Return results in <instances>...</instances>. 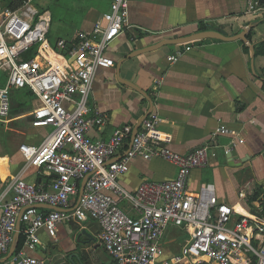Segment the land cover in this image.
<instances>
[{
	"label": "built area",
	"instance_id": "1",
	"mask_svg": "<svg viewBox=\"0 0 264 264\" xmlns=\"http://www.w3.org/2000/svg\"><path fill=\"white\" fill-rule=\"evenodd\" d=\"M110 1L109 11L94 28L79 31L72 40H58L59 55L67 69L61 73L41 54L50 22L35 0H22L15 8L0 0V70L6 75L0 85V120L11 113L13 91L32 92L37 102L31 112L32 124L51 130L39 144H23L20 151L26 167L56 175L46 186L20 177L9 182L13 198L2 203L4 194L0 196V257L17 247L18 224L19 234L23 226L25 246L35 250L41 244V229L56 240L59 224L95 220L101 244L113 264H264L261 207L255 218L243 216L219 199L213 184L203 183L197 192L189 189L193 170L206 167L215 156L214 144L186 154L174 151L167 145L171 136L159 129L161 119L155 110L134 136L135 128L129 124L115 129L109 139L91 136L92 130L109 120L108 114L91 113L95 75L101 68L115 66L109 48L129 23L130 0ZM248 12L264 16V5L249 0ZM35 47L36 53L27 58ZM181 55L182 50L177 49L167 59L176 62ZM159 83H154V91ZM229 132L227 126L220 125L211 133V140ZM121 150L124 153L118 157ZM231 151L227 147L224 152ZM139 157L174 164L176 176L146 179L134 191L127 190L119 179ZM171 227L178 228L184 238L177 252L167 245ZM49 261L27 255L23 249L9 258L10 264Z\"/></svg>",
	"mask_w": 264,
	"mask_h": 264
},
{
	"label": "crops",
	"instance_id": "2",
	"mask_svg": "<svg viewBox=\"0 0 264 264\" xmlns=\"http://www.w3.org/2000/svg\"><path fill=\"white\" fill-rule=\"evenodd\" d=\"M258 1L264 5V0ZM110 2L74 1L72 10L78 13L79 22L72 24L73 27L56 29L57 38L53 39V15L35 0L41 14L50 22L47 42L41 47V54L49 64L61 73L66 72L61 56L49 43L72 40L79 31L94 28L109 11ZM248 5L249 0H130L128 26L109 48L115 66L97 71L89 106L92 114L97 110L109 118L105 126L90 132L94 138L109 139L115 129L127 124L135 128L153 107L161 119L159 129L171 136L167 145L174 151L186 154L214 144L215 156L206 167L193 170L189 189L197 192L201 184H213L220 200L233 206L240 215L255 216L260 214L258 207L264 196L263 188L259 199L250 202L264 183V53H257L264 42V16L248 12ZM202 23L209 24V29L202 30ZM218 29L226 36H236L248 29L246 40L210 38L162 45L167 40L190 38ZM177 49L182 50V55L176 62H169L167 56ZM156 81L160 83L154 91ZM137 87L147 92L153 105ZM27 97L22 100L27 102L26 106L20 110L11 106L9 117L0 120L2 203L14 196V189L9 186L13 178L42 186L56 178L55 174L26 167L20 151L23 144H39L51 130L33 126L31 112L37 102ZM220 125L227 126L229 134L211 140V133ZM127 146L128 143L124 148ZM227 147L235 151L234 156L224 152ZM122 153L119 151L117 156ZM176 173V166L168 161L139 157L131 162L129 172L119 182L134 191L143 180L173 179ZM83 230L95 240L85 233L78 238ZM99 233L100 226L95 220L85 224L63 222L58 226L56 240L41 229V244L35 250L25 246L23 252L46 258L49 264H80L72 260L85 256L86 250L85 257L91 264H113ZM167 242L172 250L170 243L175 238L170 237ZM6 258L0 257L4 260L0 263L10 264Z\"/></svg>",
	"mask_w": 264,
	"mask_h": 264
},
{
	"label": "rangeland",
	"instance_id": "3",
	"mask_svg": "<svg viewBox=\"0 0 264 264\" xmlns=\"http://www.w3.org/2000/svg\"><path fill=\"white\" fill-rule=\"evenodd\" d=\"M74 1L76 0H37V2L40 3V5L41 4L44 5L49 10V13L53 15L54 23L51 32V37L53 39L57 38L56 29L66 28L68 26L73 27L72 24H76L79 22L80 17L78 13L72 10V4L74 3ZM5 77H6L5 73L0 70V85L4 83ZM23 91L24 90L13 91L12 93L13 96L11 95L13 101H22L23 99H29ZM16 109L20 110L19 108ZM75 199H77V196L75 197ZM262 200L264 201V196L262 197ZM122 205L126 206V202H123ZM170 237H175L177 239L175 242L170 243L171 249L174 252H177L184 240L183 235L178 228L171 227L166 234V240H169ZM84 254L85 256H88V251L85 250Z\"/></svg>",
	"mask_w": 264,
	"mask_h": 264
},
{
	"label": "water",
	"instance_id": "4",
	"mask_svg": "<svg viewBox=\"0 0 264 264\" xmlns=\"http://www.w3.org/2000/svg\"><path fill=\"white\" fill-rule=\"evenodd\" d=\"M249 29V28H248ZM247 29V31H248ZM247 31L245 30L244 32L236 35V36H226V34L224 33V31L218 29V30H211V31H205L200 33L197 36H193L190 38H184V39H176V40H167L165 43H163L162 45L165 44H183V43H189V42H195V41H201L204 39H210V38H217V39H221V40H225V41H234V40H246V33ZM160 48L159 46L154 48V49H158ZM137 91H139L141 94H143L149 101L150 103L153 105V100L151 97H149V95L147 94V92H145L144 90H141L140 88H136ZM153 110V107L145 114L144 118L140 121V123L135 127V130L133 132V136L134 134L137 132V130L139 129L142 121L149 115V113ZM235 155V151H231L230 154H228V156H234ZM84 185H85V180L82 182L80 190H79V196L77 199V204L79 203L83 192H84ZM263 188H264V183H263ZM18 234H17V241L19 239V231H20V224H18ZM85 233L88 237H90V239L95 240V238L93 236H91L89 233L86 232V230H83L78 238H80L81 234ZM16 249V245H14V247L10 250L7 258L5 259V261H7L15 252ZM76 257H78V254H75ZM0 261H4V260H0Z\"/></svg>",
	"mask_w": 264,
	"mask_h": 264
},
{
	"label": "trees",
	"instance_id": "5",
	"mask_svg": "<svg viewBox=\"0 0 264 264\" xmlns=\"http://www.w3.org/2000/svg\"><path fill=\"white\" fill-rule=\"evenodd\" d=\"M2 1H3V3L5 5H8V6L12 7V8H15V7H17L18 5L21 4V1L22 0H2ZM201 29L202 30L209 29V24L202 23L201 24ZM49 40H50V34H49ZM49 44L53 48L54 51H56L57 53H61V51L57 47V41H51ZM36 49H37V47L33 48L26 55V57L27 58L32 57L36 53ZM258 52L264 53V42L261 43V45L259 46V48L257 50V53ZM23 92L25 94H27L31 99L34 98V95L29 90H24ZM12 96H11V106H12V108H23L24 106L27 105V102L13 101ZM262 193H263V187H260L257 191H255L254 195L250 198V202L252 203V202L256 201L257 199H259V197H260V195ZM261 207H262V214L264 215V201L261 202ZM42 210L45 212V209L44 208ZM253 212H255V211L253 210ZM244 215L255 218V216L252 215V214H250V213H245ZM22 229H23V226H22L21 232L19 234V239H18V242H17V247H16V250H15V254L19 253L25 247L26 237H25ZM72 261L74 263L80 262V264H91V262L88 260V258H86L83 255H79V258L78 259H73ZM6 263H0V264H6Z\"/></svg>",
	"mask_w": 264,
	"mask_h": 264
}]
</instances>
